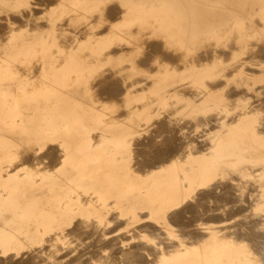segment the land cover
Here are the masks:
<instances>
[{"label": "crops", "instance_id": "crops-1", "mask_svg": "<svg viewBox=\"0 0 264 264\" xmlns=\"http://www.w3.org/2000/svg\"><path fill=\"white\" fill-rule=\"evenodd\" d=\"M13 1L0 0V41H9L12 36L17 35L16 32L27 27H30V29L36 27L38 30L44 25L42 20L34 21L29 18L31 14L27 12L26 0ZM19 14L21 17L18 18ZM4 16H7V19ZM29 35L23 33L20 38L15 36V40H19L20 44L5 49L0 48V169L7 171L11 166L10 170L19 171L28 170L31 167L29 170H33L34 173L39 171L37 175L41 177V180L43 179L42 182L35 180L33 178V176L35 177L34 173L20 178V183H25L32 189L36 188L35 192L28 194L29 197L25 200L22 199L26 202L23 210L20 211L22 217H25V213L29 215L31 212L40 210L41 214L36 215V217L44 215L55 219L60 216L68 217L67 224L62 228L53 230L57 234L76 232L74 231L75 226L78 225L81 229V222L83 221L93 222L96 227L98 225L103 230H101L102 232L106 230L104 232L106 234L133 233L136 232L134 230H138L139 220H149L148 222L152 221L151 224L155 223V205L156 201L159 200L156 197L157 193L168 195L166 200L165 198L161 199L169 202L168 206L162 209L163 215L161 216L166 217L167 210L171 208L172 202L191 200L197 190L207 184L206 180H210L212 174L218 177L221 176L219 170L248 168L246 165L251 163L248 161L249 157L260 158L264 156V124L261 122L264 115V35L263 37L259 35L258 41L255 40L254 43H250L249 39H245L244 43H239V46H242L240 49L236 47V44H233L232 47H226L227 51H220L222 55L218 56L219 59L212 60L211 58L212 61L207 59L210 58L208 57V51H200L206 55V57H200L196 49V53L194 52L189 56L190 58L194 56V59L187 62L188 68L179 74H166L159 87H156L154 74L147 77L134 71L131 74L128 72L123 73L121 72L122 69L116 67L121 64L120 61L112 59V56L114 57L113 51L102 48L97 49L92 45L82 50L70 51L71 53L69 52L67 55L69 59L67 65L61 67L59 63L61 58H65V55H60L59 35H50L53 38L50 41L55 40L57 45L53 44L52 48L39 43L45 40L44 36L48 38V35L43 33H36L35 37ZM27 42L32 44L27 45ZM234 46L236 51L231 49ZM252 47L255 50H252ZM52 52L56 53L53 54ZM247 52L248 55L245 54ZM211 57L213 56L211 55ZM205 60L211 61L212 66L215 64L211 72H199L200 70L193 65V63L201 65V62L203 63ZM256 61L259 65L255 64ZM257 67L258 69H256ZM113 69L120 71V73H107V70ZM98 75H102L104 79ZM113 77L119 79L116 81ZM136 77L138 78L137 81ZM218 79H220L219 82ZM122 84L124 85L122 86ZM260 91L263 93H260ZM99 92L101 95H99ZM228 96L229 98H227ZM100 104H104V107ZM105 105L109 106L106 107ZM113 105H116V107L114 108ZM238 120L241 128L237 130L229 128L228 124L238 122ZM159 122L165 123L167 131L157 137L152 147L141 145L140 140L142 138L156 137L153 131H155ZM225 122L228 124H225ZM171 124L174 126H176L175 124L183 125L190 128V130L184 133L182 130L171 129ZM207 125L208 127H206ZM141 127H144L145 131L140 130ZM185 134H187L186 137ZM176 135H181L179 138L184 139V142L187 141L185 140L187 137L190 139L194 137V142L198 143L196 144L197 148L196 146L192 147L190 144L192 140L187 141L175 154L167 152L164 157L165 161L162 162L164 165L168 164L165 170L188 171L190 169L189 171H192L182 175L185 177L186 184L184 183L185 186L180 191L173 189L175 174L173 176H171V173L156 175L154 172H150L155 169V165L158 163L154 157L156 148H166L167 141ZM161 137L165 139L162 142L163 144H159L158 141ZM136 138L137 140H135ZM251 139L257 140L252 141ZM132 145H135L136 148ZM212 150L214 151L213 155H209ZM141 152H143L142 155ZM178 153L185 156V158L177 160L174 156ZM187 155L188 157H186ZM22 156L23 159H21ZM19 157H21V161ZM130 167L134 168L131 169ZM178 178L180 177L178 176ZM201 191L202 189L199 190V193H203ZM177 193H180L183 197H172L173 194ZM78 195L84 197L83 202L76 199ZM71 199H74V201L69 204ZM86 200L89 205L86 204ZM64 201L67 204L61 205V202ZM42 206L44 208H40ZM145 214L148 216L147 218L144 217ZM31 215L33 214L31 213ZM118 219L120 222H118ZM111 230L112 232L114 230V232L112 233Z\"/></svg>", "mask_w": 264, "mask_h": 264}, {"label": "rangeland", "instance_id": "rangeland-1", "mask_svg": "<svg viewBox=\"0 0 264 264\" xmlns=\"http://www.w3.org/2000/svg\"><path fill=\"white\" fill-rule=\"evenodd\" d=\"M36 1H37V3L38 2H40V3L37 4V3H35ZM51 1L52 2H50V0H44V1L43 0H40V1L39 0H28V1L26 0V3L28 5L27 6V12L29 10L30 12H28V13L31 14V17H29V18H31V20H34V21L35 20H39V21L42 20L44 22V25H43L44 28L42 27V29L39 28L38 30L35 28L36 29L35 30L34 28L30 29L29 27H27L28 30H27V28L22 29L21 31L16 32L17 35L12 36V39H10L9 41H7V40L5 42L0 41V43L2 44V46H0V48L1 47L6 48L7 46L11 47V46H15V45L20 44L19 40L18 41L15 40V38H16L15 36L20 38L21 34H23V33L30 34L29 36L34 35V37H35L36 33H43L45 35H48L49 36L48 38H45V40H43L39 43L44 44V45H48L49 46L48 48H52L53 44L56 45V41L55 40L50 41L51 39H53L50 37V35L56 34V35L60 36V34H61L62 38L60 37V43H59L60 55L65 54V58L63 57V60L61 58V62H60L61 67L63 65H67V62L69 61L67 55L70 51L72 52L74 50H82V49L87 48L88 46L92 45L93 47L95 46L97 49L102 48V49H107L108 51L112 50L113 55H114V57H112V59L120 61L119 63H121V64L118 65L117 67L118 68L122 67L123 69L121 68L122 69L121 72H123V73L128 72L130 74L134 71V72H139L140 75H145V76H151L152 74H154L156 87H159L162 84L163 79H164L166 74L167 75L179 74L180 72H182L183 70L188 68L187 62L190 60H193V58H190L189 56L194 54L195 49H197L198 52H199V50L200 51H206V52L207 51H213V53H212V56H213L212 60H213L216 57H218V52H220V50L221 51H224V50L227 51L226 47H229V46L232 47L233 44H237L236 47L241 48L239 46V43H241V44L244 43L246 41L245 39H249V42L254 43L255 40L258 41L259 35H264L263 34L264 33V13H263L264 12V0H261V1H257V0H113V1L112 0H51ZM45 2H46V4H45ZM47 4H49V6ZM115 5H116V7H115ZM53 6H55V7H53ZM192 6H193V8H192ZM31 7H33V8H31ZM225 7H227V8H225ZM218 9H219V11H218ZM107 10H108V12H107ZM250 10L252 13L250 12ZM95 11H96V13H94ZM191 11H192V13H191ZM215 11H216V13H215ZM217 11H218V13H217ZM244 13H246V14H244ZM70 14H72V15H70ZM92 14H93V16H91ZM97 14H100V15H97ZM201 14H203L204 16ZM205 14H206V18H205ZM38 15H40V17ZM67 15L69 18L66 17ZM92 18H93V20H91ZM204 19H206V20H204ZM83 20H84V22H83ZM209 20L211 22H209ZM224 20L228 23L224 22ZM149 21H151V22H149ZM63 22L68 23L67 26H66V24H63ZM76 22H77V24H76ZM217 22H218V24H217ZM222 23H225V24H222ZM108 24H110L111 26H108ZM119 24H121V25H119ZM123 25H124V27H123ZM127 25H129V26H127ZM223 25H225V26H223ZM92 26H94V27H92ZM147 27L150 29V31ZM78 28L80 29V31ZM115 28H116V30H115ZM124 28H126V29H124ZM95 29L96 30L98 29V30L96 31ZM128 29H130L132 31V33ZM211 29L212 30L214 29V31H212ZM232 29L234 30L235 35L233 34ZM71 30H72V32H71ZM93 30H95V31L92 33ZM207 30H209V32ZM112 31H113V33H112ZM140 31H142V32H140ZM258 31H260V32H258ZM84 32H85V34H84ZM71 33H73V34H71ZM208 35H210V36H208ZM120 36H121V38H120ZM214 36H215V38H214ZM97 37H99V38H97ZM155 37H157L158 39ZM199 37H201V38L203 37V38L200 39ZM211 37L214 39H212ZM231 38H232V40H231ZM64 39H65V41H63ZM68 40L70 42H68ZM199 41L200 42L202 41V43H200ZM209 41H210V43H209ZM61 42H63V43H61ZM153 42H155V43L161 42V45L163 47L162 48L163 52L157 54L154 57V59H152V61L149 63V65L143 66L140 63V60H142L145 57L144 55H146V52L148 51V45L153 43ZM229 42H230V44H228ZM26 44L30 45L32 43L27 42ZM33 44H35V42H33ZM115 44L117 45L116 48H115ZM170 44L171 45L173 44L172 45L173 47ZM225 44H227V45H225ZM220 45H221V47H220ZM112 46H114V47H112ZM125 46H127L129 49L126 48ZM200 46L202 47L201 49H200ZM133 47H135V48H133ZM117 48H119V49H117ZM175 48H176V50H174ZM140 49H141L142 53H141ZM231 49H232V51H236L235 46ZM127 50H129V51H127ZM183 50H185V51H183ZM252 50H254V47H252ZM165 55H174V58H173L174 60L170 61V60L166 59ZM187 56H188V58H186ZM119 57H122V58H119ZM208 57H211V55L210 56L208 55ZM109 60H111V58H109ZM211 61L205 60L204 63L201 62V65H196L194 63H193V65H195V67L198 68V70H200L199 72H203V73H205L207 71L211 72L212 68L215 66V64L212 66ZM153 64H156V65L153 66ZM152 67H155V71ZM174 68H175V71H174ZM176 68H178V69H176ZM139 69H140V71H139ZM145 69H149V72L145 71ZM107 72L120 73V71L118 72L115 69L107 70ZM116 80H118V79H116ZM262 117L264 119V115ZM239 123L240 122L238 120V122H232V123L228 124V126H229V128L237 130V129L241 128ZM262 123H264V121H262ZM175 125L177 126V124H175ZM172 128L173 129L177 128L178 130L183 129L182 131L185 133L189 132L188 128L184 127L183 125L179 126V124L177 127L172 126ZM140 130H144V127H141ZM197 139L200 140L199 138H197ZM163 140H165L164 137L159 138L158 139L159 144L162 143ZM187 140L188 141L192 140V142H190V144L193 147L196 146V144H198L197 142H194L195 139L188 138ZM252 140H257V139H252ZM248 148H249V146H248ZM184 151H186V150L184 149ZM213 152L214 151L212 150V152L209 155H213ZM182 156H183L182 154L178 153L174 157H176L177 160H181L179 158H181ZM182 158H185V156H183ZM248 161H250L251 163L246 165V167H248L247 170L246 169H242L239 171L238 170H232L231 171L230 169L229 170H223V171H220L221 176H218V177H216L215 174H212L211 179L206 180L207 184L204 186L205 188L204 187L199 188V189H202L201 192H203L204 194L199 193L198 192L199 190H197L198 193L196 192V194H195L196 196L193 195L191 197V200L172 202L171 208H169L167 210V216L169 214L171 215L174 212L180 211V209L182 210V208H184L183 209V210H185L184 215L180 218L179 221H177L175 218L170 220L169 216L168 217L167 216L166 217L161 216V215H163L162 209L167 207L168 203H169V202L163 201L161 199L167 198L168 195L157 193L156 197L159 200L156 201V205H155V210H156V212H155V223L151 224L152 221L148 222L149 220H139V222L142 225L139 224L138 228L139 227L140 228L138 230L137 229L135 230L136 233L124 234V233L120 232V233H114V234H106L102 231H99L102 229L99 228L98 226L96 227L93 222L88 223L87 221H83V222H81V225L83 226L81 229H83L82 232L84 233L83 237H81L80 234L77 232H72V234H71V232L70 233H61V234H57L54 232L55 229L62 228V226L67 224L69 219L66 216H60L58 219L51 218L50 216L47 217V215L36 217V215L41 214V210H40V211L31 212L33 215H31V213L29 215L27 213H25L26 214L25 217H22L21 216L22 212H20V211H21V209L23 210V206L26 205V202L24 200L27 197H29V195H28L29 193L31 194V193L35 192L36 188L32 189V187L26 185L25 183H20L21 182L20 178L25 177L24 175H31V173H34V171L23 169V170H19V171L7 170L5 172L4 170L0 169V252H1L0 258L2 259V261L0 260V262L9 261V257H14V259L12 261L15 262L14 261L15 259L18 260V259L24 258V254H27L30 252L29 254H33L35 256L37 255V257L35 258V261L37 264L38 263L40 264V262H42L41 264H65V263L66 264H74L75 262H76L75 264H85V261L87 263L88 260H89V262L87 264H89V263L90 264H107V262H108V264H112V263L123 264L124 262L131 263V264H136V263L142 264V262L140 260L141 256H143V258L145 259V261H146L145 264H169V263H176L179 261L187 262L190 264H194V263L195 264H198V263L201 264L203 261V258L200 255L201 248L203 246L209 245L207 236L209 234H211L213 237V243L210 244L209 247L208 246L205 247V249L208 251V253L210 255H212L214 252H218V253H220V255L223 258L226 257L227 260L231 264H233V263L243 264V263H246V262L251 261V260L253 262H258L259 264H264V259H263L264 258V254H263L264 253V245H263L264 244V208L261 209V207H264V187H263L264 186V169H262L264 166V156L261 158L249 157ZM167 166H168V164H165V166H164V163L158 162L155 166V169H152L150 172H154L156 175L171 173V176H173L175 174L176 178H175V184H174L173 189L180 191V188L181 189H182V187L184 188V186H185L184 183L186 184V180H184L183 177H181V176L186 172L190 173L192 171L164 170L165 167H167ZM204 172H208V171H204ZM209 172H211V171H209ZM236 173H238V174H236ZM34 175H35V177L33 175L32 176L35 178V180H37V181L43 180V179L41 180L40 179L41 177L36 175L35 173H34ZM178 175L180 178H178ZM238 176H239V178H238ZM15 177H17V178L15 179ZM172 181L174 183V180H172ZM200 181H201V179L199 180V183H200ZM216 181L218 183H216ZM225 181L226 182L230 181V182L226 183ZM239 185H241V186H239ZM206 186H207V189H206ZM247 186L249 187V189H247L248 188ZM224 187H225V189H223ZM222 191H223V193H221ZM227 191H229L233 194L228 196ZM241 191H242V193H241ZM250 192H252V193H250ZM209 193H211V194H209ZM244 193H245V195H244ZM241 194H242V196H240ZM257 195H260V196H258V198H257ZM214 196H216V197H214ZM172 197L182 198L183 196L180 193H177V194H173ZM230 197H231L232 201L230 200ZM81 198H82L81 195H78L76 197V199L78 201L82 202L83 198L82 199ZM22 199H24V200H22ZM254 199H256V201ZM239 200H240V202H239ZM73 201L74 200L71 199L69 201V204L73 203ZM241 202H242V204H241ZM64 203L67 204V202L64 201L63 203L61 202V205ZM213 203H214V205H213ZM227 203H228V206H227ZM260 203H262V204H260ZM209 204H210V207H209ZM188 206H192L194 209H192V210L188 209ZM218 206L220 208H218ZM233 206L236 208H234ZM40 208H44V206H42ZM245 208H247V210ZM227 209H230V210H227ZM225 210H227V212ZM223 211H224V213L222 214L223 215L222 216L221 213ZM245 211H246V213H245ZM219 212H221V213H219ZM211 213L214 216H211ZM230 213L233 215V217ZM225 214H226V216H225ZM205 215H208L209 218ZM251 215H253V216H251ZM186 217H188L189 219ZM198 219H199V221H198ZM221 219H223V220H221ZM244 219H246L247 221ZM254 219H256V220H254ZM181 221H183V222L181 223ZM250 221L253 223L251 224ZM257 221H258V224L260 223V225L257 224ZM53 222H54V226L57 225L56 227L53 226ZM237 222H239V223H237ZM83 223H85V225H83ZM169 223H171V224H169ZM243 224L244 225L248 224V225L244 226ZM59 225H60V227H59ZM181 226H183V227H181ZM247 226H249V227H247ZM235 227H237V228H235ZM192 228H194L196 231L193 230ZM204 228L206 230H203ZM190 229L193 230L194 232L191 231ZM239 229L241 231H239ZM120 230H123V229H120ZM84 231H88L90 233L89 234L86 233V235H85ZM179 231H181V235H180ZM256 231L258 234L256 233ZM259 231H260V233H259ZM91 232H92V234H91ZM98 232H99V234L97 235ZM226 232H227V234H225ZM241 233H242V235H241ZM131 234H133V236ZM189 234H190V236H189ZM213 234H214V236H213ZM252 234L253 235L257 234V235H255V237H253ZM260 234H261V236H260ZM125 235H126V237H125ZM128 235H130V236H128ZM137 235H139V236H137ZM141 235H143V236H141ZM191 235H192V238H191ZM262 235H263V238H262ZM40 236H42V237H40ZM219 236H221V237H219ZM88 237L90 238V240ZM186 237H188V239ZM195 237H196V239H195ZM83 238H85V239H83ZM118 238L122 243L118 240ZM244 238L246 239V241ZM258 238L261 240L263 239L262 241L260 240L261 243H260ZM38 239H40L41 241ZM60 240H62V241H60ZM71 240H72V242H71ZM57 241L59 243H57ZM73 241H75V242H73ZM102 241L103 242L105 241L104 245L102 244ZM250 241H251V243H250ZM98 242H99V244H98ZM203 242L204 243L206 242V243L204 244ZM23 243H25V244H23ZM31 243H33V244H31ZM60 243H61V245H60ZM65 243H66V245H65ZM73 243H74V245H73ZM94 243H95V245H89V244H94ZM76 244H78V245H76ZM100 244H101V246H100ZM108 244H109V246H108ZM199 244H200L201 248L199 247ZM237 244H239V245H237ZM240 244H242V246L245 247L246 252L248 251L247 254L250 255V257H249L250 259L243 257L242 247ZM40 245H42V246H40ZM53 245L54 246L58 245L57 247L60 250L57 247H54ZM96 245H97V247L98 246L99 247L98 248L95 247ZM132 246H136V247L138 246V248L135 249V250H138V252L135 251ZM231 246H236L237 249L232 250ZM8 247H10V248H8ZM92 247L93 248L95 247V248L93 249ZM2 248H3V250H2ZM53 248L55 250L56 249L57 250L55 251ZM62 248L63 249L65 248L64 251ZM84 248H85V250H84ZM87 248H89V249H87ZM194 248H195V250H194ZM114 249H115V251L117 249L116 253H114ZM46 250L48 251V253H46L47 252ZM93 250L95 252H93ZM143 250H145V251H143ZM21 251H22V254H21ZM53 251L55 253H57V251L60 253L54 254ZM88 251L90 252L89 253L90 255L87 253ZM97 251H98V253H97ZM178 251L180 252L179 253L180 255L177 254ZM40 252H41V254H40ZM50 252H52L53 254L52 253L50 254ZM61 252H63V253H61ZM71 252H73V253L71 254ZM79 252H80V254H79ZM83 252H86V253H83ZM181 252H183V253H181ZM185 252H188V253H186V255H183ZM64 253H65V255H64ZM67 253H69L70 255ZM118 253H120V254L118 255ZM138 253H139V255H138ZM141 253H143V254H141ZM154 253H155V255H154ZM92 254H94V255H92ZM126 254L128 255L129 258L126 257L127 256ZM16 255L17 256L20 255V256L17 257ZM62 255L64 256L63 258H62ZM129 255L131 256V258ZM7 256H8V258H6ZM76 256H78V257H76ZM80 256H82V257H80ZM87 256H89V257H87ZM38 257H40V258H38ZM59 257H60V260H59ZM70 257H72L73 259L75 257V259H74L75 261L72 258L70 259ZM42 258H43V260H41ZM54 258H56L57 260ZM104 258H105V260H104ZM241 258H243V259H241ZM80 259H81V261H80ZM44 260L45 261L47 260L48 262L45 263ZM111 260H112V262H111ZM142 261L144 262L143 259H142ZM82 262H84V263H82ZM30 264H33V262H30Z\"/></svg>", "mask_w": 264, "mask_h": 264}, {"label": "bare ground", "instance_id": "bare-ground-1", "mask_svg": "<svg viewBox=\"0 0 264 264\" xmlns=\"http://www.w3.org/2000/svg\"><path fill=\"white\" fill-rule=\"evenodd\" d=\"M11 1H13V0H11ZM28 1V0H27ZM40 1V0H39ZM44 1V0H43ZM113 1V0H112ZM111 1V2H112ZM257 1H261V0H257ZM14 2V1H13ZM47 2V1H46ZM46 2H45V4H46ZM50 2H52L51 0H50ZM71 2V1H70ZM82 2V1H81ZM201 2V1H200ZM203 2V1H202ZM234 2V1H233ZM3 3V2H2ZM35 3H37V1L35 2ZM38 3H40V2H38ZM37 3V4H38ZM5 4V3H4ZM7 4V3H6ZM5 4V5H6ZM36 4V5H37ZM44 4V3H43ZM50 4V3H49ZM49 4H47L48 6H49ZM108 4V3H107ZM227 4V3H226ZM233 4V3H232ZM30 5V4H29ZM41 5V4H40ZM46 5V6H47ZM103 5V4H102ZM28 6V5H27ZM108 6V5H107ZM195 6V5H194ZM258 6V5H257ZM53 7H55V6H53ZM57 7V6H56ZM115 7H116V5H115ZM201 7V6H200ZM248 7V6H247ZM251 7V6H250ZM261 7V6H260ZM1 8V7H0ZM4 8V7H3ZM29 8V7H28ZM31 8H33V7H31ZM45 8V7H44ZM105 8V7H104ZM112 8V7H111ZM192 8H193V6H192ZM203 8V7H202ZM222 8V7H221ZM225 8H227V7H225ZM230 8V7H229ZM254 8V7H253ZM262 8V7H261ZM6 9H8V8H6ZM13 9V8H12ZM23 9V8H22ZM42 9V8H41ZM40 9V10H41ZM48 9V8H47ZM197 9V8H196ZM10 10V9H9ZM26 10V9H25ZM32 10V9H31ZM55 10V9H54ZM60 10V9H59ZM105 10V9H104ZM217 10V9H216ZM221 10V9H220ZM262 10V9H261ZM45 11V10H44ZM71 11V10H70ZM196 11V10H195ZM204 11V10H203ZM218 11H219V9H218ZM218 11H217V13H218ZM246 11V10H245ZM5 12V11H4ZM26 12V11H25ZM28 12H30L29 10H28ZM32 12V11H31ZM48 12V11H47ZM68 12V11H67ZM107 12H108V10H107ZM210 12V11H209ZM227 12V11H226ZM250 12H251V10H250ZM260 12V11H259ZM15 13V12H14ZM65 13V12H64ZM94 13H96V11L94 12ZM191 13H192V11H191ZM194 13V12H193ZM196 13V12H195ZM215 13H216V11H215ZM228 13V12H227ZM226 13V14H227ZM240 13V12H239ZM247 13V12H246ZM246 13H244V14H246ZM252 13V12H251ZM264 13V12H263ZM2 14V13H1ZM12 15H13V13H11ZM11 14H9V15H11ZM28 14V13H27ZM49 14V13H48ZM104 14V13H103ZM102 14V15H103ZM200 14V13H199ZM58 15V14H57ZM70 15H72V14H70ZM97 15H100V14H97ZM117 15V14H116ZM201 15H203V14H201ZM13 16H15V15H13ZM18 16V15H17ZM29 16V15H28ZM31 16V15H30ZM39 17H40V15H38ZM91 16H93V14L91 15ZM110 16V15H109ZM118 16V15H117ZM204 16V15H203ZM208 16V15H207ZM218 16V15H217ZM244 16V15H243ZM258 16V15H257ZM2 17V16H1ZM5 17V16H4ZM19 17H21L20 16V14H19V16H18V18ZM35 17V16H34ZM66 17H68V15L66 16ZM112 17V16H111ZM16 18V17H15ZM42 18V17H41ZM48 18V17H47ZM69 18V17H68ZM67 18V19H68ZM81 18V17H80ZM91 18V17H90ZM89 18V19H90ZM95 18V17H94ZM200 18V17H199ZM205 18H206V14H205ZM255 18V17H254ZM5 19H7V16L5 17ZM14 19V18H13ZM33 19V18H32ZM38 19V18H37ZM104 19V18H103ZM230 19V18H229ZM245 19V18H244ZM47 20V19H46ZM45 20V21H46ZM53 20V19H52ZM61 20V19H60ZM65 20V19H64ZM69 20V19H68ZM88 20V19H87ZM91 20H93V18L91 19ZM200 20V19H199ZM204 20H206V19H204ZM211 20V19H210ZM209 20V22H211ZM216 20V19H215ZM214 20V21H215ZM232 20V19H231ZM2 21V20H1ZM5 21V20H4ZM15 21V20H14ZM26 21V20H25ZM41 21V20H40ZM48 21V20H47ZM217 21V20H216ZM252 21V20H251ZM3 22V21H2ZM30 22V21H29ZM62 22V21H61ZM60 22V23H61ZM69 22V21H68ZM83 22H84V20H83ZM82 22V23H83ZM105 22V21H104ZM111 22V21H110ZM131 22V21H130ZM149 22H151V21H149ZM224 22H226L225 20H224ZM6 23H7V21H6ZM35 23V22H34ZM41 23V22H40ZM39 23V24H40ZM44 23V22H43ZM46 23V22H45ZM120 23V22H119ZM226 23H228V22H226ZM254 23V22H253ZM8 24V23H7ZM17 24V23H16ZM32 24V23H31ZM63 24H66V26H67V24L68 23H64L63 22ZM62 24V25H63ZM73 24V23H72ZM76 24H77V22H76ZM75 24V25H76ZM131 24V23H130ZM217 24H218V22H217ZM220 24V23H219ZM222 24H225V23H222ZM15 25V24H14ZM24 25H26V24H24ZM38 25V24H37ZM46 25V24H45ZM74 25V24H73ZM88 25V24H87ZM93 25V24H92ZM118 25V24H117ZM119 25H121V24H119ZM206 25V24H205ZM215 25V24H214ZM228 25V24H227ZM236 25V24H235ZM255 25V24H254ZM259 25V24H258ZM257 25V26H258ZM1 26V25H0ZM32 26H35V25H32ZM58 26V25H57ZM56 26V27H57ZM108 26H111L110 24H108ZM116 26V25H115ZM127 26H129V25H127ZM133 26V25H132ZM139 26V25H138ZM155 26V25H154ZM202 26V25H201ZM219 26V25H218ZM217 26V27H218ZM223 26H225V25H223ZM237 26V25H236ZM235 26V27H236ZM9 27V26H8ZM21 27V26H20ZM19 27V28H20ZM39 27V26H38ZM47 27V26H46ZM61 27V26H60ZM70 27V26H69ZM77 27V26H76ZM75 27V28H76ZM92 27H94V26H92ZM123 27H124V25H123ZM216 27V26H215ZM240 27V26H239ZM10 28V27H9ZM30 28V27H29ZM36 28V27H35ZM42 28V27H41ZM44 28V27H43ZM50 28V27H49ZM73 28V27H72ZM128 28V27H127ZM133 28V27H132ZM142 28V27H141ZM148 28V27H147ZM232 28V27H231ZM263 28V27H262ZM4 29V28H3ZM39 29V28H38ZM70 29V28H69ZM74 29V28H73ZM72 29V30H73ZM79 29V28H78ZM83 29V28H82ZM91 29V28H90ZM124 29H126V28H124ZM149 29V28H148ZM207 29V28H206ZM205 29V30H206ZM210 29V28H209ZM234 29V28H233ZM232 29V30H233ZM248 29V28H247ZM252 29V28H251ZM256 29V28H255ZM2 30V29H1ZM11 30V29H10ZM19 30V29H18ZM27 30H28V28H27ZM36 30V29H35ZM68 30V29H67ZM72 30H71V32H72ZM96 30V29H95ZM95 30H93L92 31V33L95 31ZM98 30V29H97ZM96 30V31H97ZM114 30V29H113ZM115 30H116V28H115ZM119 30V29H118ZM128 30H130V29H128ZM145 30V29H144ZM200 30V29H199ZM212 30V29H211ZM216 30V29H215ZM219 30V29H218ZM221 30V29H220ZM223 30V29H222ZM7 31V30H6ZM33 31V30H32ZM79 31H80V29H79ZM101 31V30H100ZM131 31V30H130ZM143 31V30H142ZM142 31H140V32H142ZM149 31H150V29H149ZM208 32H209V30H207ZM212 31H214V29L212 30ZM238 31V30H237ZM8 32V31H7ZM15 32V31H14ZM111 32V31H110ZM126 32V31H125ZM139 32V33H140ZM148 32V31H147ZM211 32V31H210ZM228 32V31H227ZM253 32V31H252ZM251 32V33H252ZM258 32H260V31H258ZM62 33V32H61ZM78 33V32H77ZM99 33V32H98ZM112 33H113V31H112ZM115 33V32H114ZM128 33V32H127ZM131 33H132V31H131ZM151 33V32H150ZM213 33V32H212ZM215 33V32H214ZM243 33V32H242ZM66 34V33H65ZM71 34H73V33H71ZM83 34V33H82ZM84 34H85V32H84ZM83 34V35H84ZM91 34V33H90ZM144 34V33H143ZM142 34V35H143ZM233 34H234V30H233ZM255 34V33H254ZM260 34V33H259ZM264 34V33H263ZM69 35V34H68ZM80 35V34H79ZM94 35V34H93ZM98 35V34H97ZM152 35V34H151ZM229 35V34H228ZM235 35V34H234ZM66 36V35H65ZM75 36V35H74ZM112 36V35H111ZM133 36V35H132ZM160 36V35H159ZM208 36H210V35H208ZM262 37H263V35H261ZM4 37H6V36H4ZM8 37V36H7ZM59 37H61V34H60V36ZM68 37V36H67ZM82 37V36H81ZM84 37V36H83ZM86 37V36H85ZM96 37V36H95ZM123 37V36H122ZM128 37V36H127ZM130 37V36H129ZM154 37V36H153ZM152 37V38H153ZM235 37V36H234ZM245 37V36H244ZM31 38V37H30ZM62 38V37H61ZM70 38V37H69ZM94 38V37H93ZM97 38H99V37H97ZM120 38H121V36H120ZM155 38H157V37H155ZM154 38V39H155ZM200 39H202L201 37H199ZM207 38V37H206ZM212 38V37H211ZM214 38H215V36H214ZM214 38H212V39H214ZM226 38V37H225ZM6 39V38H5ZM8 39V38H7ZM44 39H45V36H44ZM71 39V38H70ZM158 39V38H157ZM32 40V39H31ZM76 40V39H75ZM80 40V39H79ZM136 40V39H135ZM140 40V39H139ZM198 40V39H197ZM221 40V39H220ZM231 40H232V38H231ZM230 40V41H231ZM236 40V39H235ZM63 41H65V39L63 40ZM5 42V41H4ZM60 42V41H59ZM68 42H70L69 40H68ZM116 42V41H115ZM124 42V41H123ZM142 42V41H141ZM198 42V41H197ZM200 42V41H199ZM219 42V41H218ZM261 42H263V41H261ZM260 42V43H261ZM3 43V42H2ZM61 43H63V42H61ZM113 43V42H112ZM117 43V42H116ZM125 43V42H124ZM134 43V42H133ZM136 43V42H135ZM200 43H202V41L200 42ZM209 43H210V41H209ZM227 43V42H226ZM251 43V42H250ZM259 43V44H260ZM1 44V43H0ZM6 44V43H5ZM58 44V43H57ZM65 44V43H64ZM67 44V43H66ZM129 44V43H128ZM127 44V45H128ZM208 44V43H207ZM222 44V43H221ZM228 44H230V42L228 43ZM8 45V44H7ZM72 45V44H71ZM78 45V44H77ZM131 45V44H130ZM133 45V44H132ZM137 45V44H136ZM171 45V44H170ZM173 45V44H172ZM171 45V46H172ZM209 45V44H208ZM225 45H227V44H225ZM237 45V44H236ZM249 45V44H248ZM0 46H2V44L0 45ZM57 46V45H56ZM66 46V45H65ZM64 46V47H65ZM8 47V46H7ZM68 47V46H67ZM112 47H114V46H112ZM117 47V45L115 44V48ZM126 48H128L127 46H125ZM168 47V46H167ZM173 47V46H172ZM171 47V48H172ZM199 47V46H198ZM220 47H221V45H220ZM242 47V46H241ZM57 48V47H56ZM123 48V47H122ZM121 48V49H122ZM125 48V49H126ZM133 48H135V47H133ZM163 47H162V45H161V42L160 43H155V42H153V43H151V44H149L148 45V51L146 52V55H144L143 57V59L142 60H140V63H141V65H143V66H147V65H149V63L152 61V59H154V57L157 55V54H159V53H161V52H163L162 49ZM202 47L200 46V49H201ZM219 48V47H218ZM2 49H5V48H2ZM114 49V48H113ZM117 49H119V48H117ZM129 49V48H128ZM169 49V48H168ZM195 49V48H194ZM240 49V48H239ZM250 49V48H249ZM248 49V50H249ZM73 50V49H72ZM174 50H176V48L174 49ZM196 50V49H195ZM203 50V49H202ZM206 50V49H205ZM234 50V49H233ZM255 50V49H254ZM3 51V50H2ZM88 51V50H87ZM110 51H112V50H110ZM127 51H129V50H127ZM131 51V50H130ZM140 51H141V49H140ZM173 51V50H172ZM183 51H185V50H183ZM221 51V50H220ZM224 51H226V50H224ZM250 51V50H249ZM259 51V50H258ZM57 52V51H56ZM55 52V53H56ZM177 52V51H176ZM198 52V51H197ZM231 52V51H230ZM240 52V51H239ZM251 52H252V50H251ZM53 53V52H52ZM51 53V54H52ZM55 53H53V54H55ZM71 53V52H70ZM141 53H142V51H141ZM196 53V52H195ZM206 53V52H205ZM212 53H213V51H208V54H209V56L210 55H212ZM216 53V52H215ZM233 53V52H232ZM236 53V52H235ZM250 53V52H249ZM253 53V52H252ZM110 54H111V52H110ZM129 54V53H128ZM164 54V53H163ZM183 54V53H182ZM192 54V53H191ZM244 54V53H243ZM245 54H247L248 55V52L247 53H245ZM62 55V54H61ZM65 55V54H64ZM88 55V54H87ZM96 55V54H95ZM94 55V56H95ZM199 55H200V57H206V55H204V52H200V50H199ZM219 55H222V53L221 52H218V56ZM246 55V56H247ZM41 56V55H40ZM124 56V55H123ZM197 56V55H196ZM226 56V55H225ZM245 56V57H246ZM254 56H256V55H254ZM84 57H85V55H84ZM90 57V56H89ZM113 57V56H112ZM126 57V56H125ZM124 57V58H125ZM165 57H166V59H168V60H170V61H173L174 59V55H165ZM194 57V56H193ZM192 57V58H193ZM228 57V56H227ZM243 57V56H242ZM244 57V58H245ZM67 58V57H66ZM82 58V57H81ZM119 58H122V57H119ZM186 58H188V57H186ZM211 58L212 57H210V58H207V59H210L211 60ZM216 58H218V57H216ZM229 58H230V56H229ZM235 58H237L236 56H235ZM255 58V57H254ZM253 58V59H254ZM33 59V58H32ZM92 59V58H91ZM95 59V58H94ZM98 59H100V58H98ZM104 60L106 59V58H103ZM159 59V58H158ZM162 59V58H161ZM194 59V58H193ZM199 59V58H198ZM205 59V58H204ZM257 59V58H256ZM26 60V59H25ZM62 60H63V58H62ZM101 60H102V58H101ZM160 60V59H159ZM190 60V59H189ZM240 60H241V58H240ZM27 61V60H26ZM99 61V60H98ZM103 61V60H102ZM132 61V60H131ZM154 61V60H153ZM161 61V60H160ZM188 61V60H187ZM192 61V60H191ZM237 61V60H236ZM253 61V60H252ZM19 62V61H18ZM39 62V61H38ZM37 62V63H38ZM257 62V61H256ZM43 63V62H42ZM86 63V62H85ZM114 63H116V62H114ZM133 63V62H132ZM173 63V62H172ZM204 63V62H203ZM242 63V62H241ZM249 63V62H248ZM252 63V62H251ZM12 64V63H11ZM41 64V63H40ZM55 64V63H54ZM60 64V63H59ZM110 64V63H109ZM113 64V63H112ZM152 64V63H151ZM159 64V63H158ZM169 64V63H168ZM182 64V63H181ZM191 64V63H190ZM231 64V63H230ZM239 64V63H238ZM254 64V63H253ZM255 64H257V65H259L258 64V62L257 63H255ZM114 65V64H113ZM120 65V64H119ZM126 65V64H125ZM128 65V64H127ZM154 65H156V64H153V66ZM234 65V64H233ZM15 66H16V64H15ZM53 66V65H52ZM59 66V65H58ZM97 66V65H96ZM112 66V65H111ZM122 66V65H121ZM131 66V65H130ZM187 66V65H186ZM195 66V65H194ZM238 66V65H237ZM236 66V67H237ZM241 66V65H240ZM244 66V65H243ZM253 66V65H252ZM39 68H40V66H38ZM113 67V66H112ZM117 67V66H116ZM136 67V66H135ZM140 67V66H139ZM156 67V66H155ZM155 67H152L153 69H154V71H155ZM250 67V66H249ZM52 68V67H51ZM122 68V67H121ZM120 68V69H121ZM141 68V67H140ZM246 68V67H245ZM263 68V67H262ZM1 69V68H0ZM13 69V68H12ZM21 69V68H20ZM29 69H30V67H29ZM109 69H111V68H109ZM116 69H118V68H116ZM123 69V68H122ZM138 69V68H137ZM176 69H178V68H176ZM230 69V68H229ZM255 69V68H254ZM256 69H258V67L256 68ZM68 71H69V69H68ZM139 71H140V69H139ZM145 71H148L149 72V69H145ZM174 71H175V68H174ZM227 71H228V69H227ZM263 71H264V69H263ZM12 72V71H11ZM29 72V71H28ZM37 72V71H36ZM98 73L100 72V71H97ZM102 72V71H101ZM119 72V71H118ZM151 72V71H150ZM178 72V71H177ZM244 72V71H243ZM10 73V72H9ZM13 73H15V72H13ZM17 73V72H16ZM71 73V72H70ZM88 73V72H87ZM107 73H109V72H107ZM116 74H117V72H115ZM170 73V72H169ZM252 73V72H251ZM86 74V73H85ZM101 74V73H100ZM110 74V73H109ZM108 74V75H109ZM131 74V73H130ZM151 74V73H150ZM163 74V73H162ZM227 74V73H226ZM253 74V73H252ZM14 75V74H13ZM68 75V74H67ZM94 75V74H93ZM103 75V74H102ZM102 75H98V76H101L103 79H104V77L102 76ZM115 75V74H114ZM129 75V74H128ZM127 75V76H128ZM43 76V75H42ZM53 76V75H52ZM70 76V75H69ZM96 76V75H95ZM111 76V75H110ZM110 76H108V77H110ZM126 76V77H127ZM129 76H131V75H129ZM145 76V75H144ZM17 77V76H16ZM125 77V76H124ZM139 77V76H138ZM147 77H149V76H147ZM160 77V76H159ZM222 77H223V75H222ZM225 77H226V75H225ZM253 77V76H252ZM38 78V77H37ZM69 78V77H68ZM95 78V77H94ZM105 78H106V76H105ZM137 78V77H136ZM140 78H141V76H140ZM18 79V78H17ZM39 79V78H38ZM92 79V78H91ZM90 79V80H91ZM103 79H102V81H103ZM113 79H114V77H113ZM119 79V78H118ZM121 79V78H120ZM125 79V78H124ZM129 79V78H128ZM226 79H229V78H226ZM20 80V79H19ZM89 80V81H90ZM114 80H116V79H114ZM122 80V79H121ZM127 80V79H126ZM134 80V79H133ZM138 80V78L136 79V81ZM142 80V79H141ZM145 80V79H144ZM143 80V81H144ZM217 80V79H216ZM65 81V80H64ZM88 81V82H89ZM117 81V80H116ZM123 81V80H122ZM121 81V82H122ZM131 81V80H130ZM150 81H153V80H150ZM211 81V80H210ZM209 81V82H210ZM213 81V80H212ZM220 81V79H218V82ZM222 81H224L223 79H222ZM23 82V81H22ZM53 82V81H52ZM68 82V81H67ZM101 82V81H100ZM134 82V81H133ZM139 82V81H138ZM216 82V81H215ZM236 82H238L237 80H236ZM240 82V81H239ZM242 83H243V81H241ZM30 83V82H29ZM65 83V82H64ZM91 83V82H90ZM107 83H109V82H107ZM125 83V82H124ZM126 83H127V81H126ZM129 83V82H128ZM46 84V83H45ZM54 84V83H53ZM105 84H106V82H105ZM117 84V83H116ZM134 84V83H133ZM146 84V83H145ZM213 84V83H212ZM215 84V83H214ZM32 85V84H31ZM37 85V84H36ZM112 85V84H111ZM119 85V84H118ZM121 85V84H120ZM124 84H122V86H123ZM234 85V84H233ZM243 85V84H242ZM248 85V84H247ZM250 86H251V84H249ZM6 86H7V84H6ZM48 86V85H47ZM131 86H133V85H131ZM42 87V86H41ZM118 87H120V86H118ZM146 87H147V85H146ZM242 87V86H241ZM244 87V86H243ZM242 87V88H243ZM15 88V87H14ZM16 88H17V86H16ZM23 88V87H22ZM43 88V87H42ZM53 88V87H52ZM66 88V87H65ZM103 88V87H102ZM110 88V87H109ZM150 88V87H149ZM186 88H188V87H186ZM191 88V87H190ZM238 88V87H237ZM260 88H262V87H260ZM30 89V88H29ZM45 89V88H44ZM50 89V88H49ZM104 89V88H103ZM201 89V88H200ZM206 89V88H205ZM230 89V88H229ZM247 89V88H246ZM3 90V89H2ZM111 90V89H110ZM124 90V89H123ZM228 90V89H227ZM251 90H253V89H251ZM1 91V90H0ZM42 91V90H41ZM105 91V90H104ZM120 91V90H119ZM181 91V90H180ZM198 91V90H197ZM240 91H241V89H240ZM255 91H257V89H255ZM103 92V91H102ZM117 92H118V90H117ZM127 92V91H126ZM129 92V91H128ZM136 92V91H135ZM199 92V91H198ZM238 92H239V90H238ZM248 92V91H247ZM251 92V91H250ZM253 92V91H252ZM23 93V92H22ZM92 93V92H91ZM104 93V92H103ZM112 93V92H111ZM123 93V92H122ZM131 93V92H130ZM200 93V92H199ZM207 93V92H206ZM241 93H242V91H241ZM259 93V92H258ZM260 93H263L262 91H260ZM106 94V93H105ZM110 94V93H109ZM201 94H203V93H201ZM200 94V95H201ZM16 95V94H15ZM23 95V94H22ZM87 95V94H86ZM99 95H101L100 94V92H99ZM103 95V94H102ZM164 95V94H163ZM199 95V94H198ZM205 95V94H204ZM235 95H236V93H235ZM245 95V94H244ZM252 95V94H251ZM255 95V94H254ZM229 96H230V93H229ZM229 96L227 97V98H229ZM262 96V95H261ZM102 97V96H101ZM111 97V96H110ZM109 97V98H110ZM135 97V96H134ZM182 97V96H181ZM247 97V96H246ZM258 97V96H257ZM24 98V97H23ZM22 98V99H23ZM103 98V97H102ZM146 98V97H145ZM192 98V97H191ZM202 98H203V96H202ZM201 98V99H202ZM241 98V97H240ZM262 98V97H261ZM101 99V98H100ZM112 99V98H111ZM111 99H109V100H111ZM124 99V98H123ZM122 99V100H123ZM183 99V98H182ZM249 99V98H248ZM15 100V99H14ZM13 100V101H14ZM106 100V99H105ZM105 100H103V101H105ZM127 100V99H126ZM143 100V99H142ZM193 100V99H192ZM238 100V99H237ZM253 100V99H252ZM260 100V99H259ZM7 101H8V99H7ZM108 101V100H107ZM115 101V100H114ZM147 101V100H146ZM225 101H226V99H225ZM229 101V100H228ZM255 101V100H254ZM11 102V101H10ZM95 102V101H94ZM119 102V101H118ZM231 102V101H230ZM257 103H258V100L256 101ZM6 103V102H5ZM12 103V102H11ZM58 103V102H57ZM120 103V102H119ZM227 103V102H226ZM234 103V102H233ZM139 104H141V103H139ZM239 104V103H238ZM241 104V103H240ZM9 105V104H8ZM131 105H133V104H131ZM100 106H102V107H104V104L103 105H101L100 104ZM106 106V105H105ZM107 106H109V105H107ZM106 106V107H107ZM114 106V108L116 107V105H113ZM145 106V105H144ZM173 106V105H172ZM171 106V107H172ZM231 106V105H230ZM251 106V105H250ZM12 107V106H11ZM219 107H220V105H219ZM218 107V108H219ZM264 107V106H263ZM111 108V107H110ZM121 108V107H120ZM144 108V107H143ZM211 108V107H210ZM235 108V107H234ZM248 108H250V107H248ZM118 109H119V107H118ZM132 109V108H131ZM138 109V108H137ZM172 109V108H171ZM174 109H175V107H174ZM212 109V108H211ZM215 109V108H214ZM251 109V108H250ZM127 110V109H126ZM167 110V109H166ZM170 110V109H169ZM168 110V111H169ZM173 110V109H172ZM176 110V109H175ZM226 110H228V109H226ZM249 110V109H248ZM13 111V110H12ZM18 111H19V109H18ZM128 111V110H127ZM252 111H253V109H252ZM257 111V110H256ZM260 111V110H259ZM258 111V112H259ZM95 112V111H94ZM112 112H114V111H112ZM115 112H116V109H115ZM139 112V111H138ZM214 112V111H213ZM231 112V111H230ZM243 112H245V111H243ZM221 113H222V111H221ZM245 113H247V112H245ZM24 114V113H23ZM28 114V113H27ZM97 114V113H96ZM124 114V113H123ZM131 114V113H130ZM233 114V113H232ZM235 114V113H234ZM238 114V113H237ZM249 114H250V112H249ZM18 115V114H17ZM113 115V114H112ZM115 115V114H114ZM162 115V114H161ZM210 115H211V113H210ZM218 115V114H217ZM238 115H240V114H238ZM262 115V114H261ZM27 116V115H26ZM116 116V115H115ZM235 116H236V114H235ZM243 116V115H242ZM16 117V116H15ZM113 117V116H112ZM164 117V116H163ZM162 117V118H163ZM209 117V116H208ZM225 117V116H224ZM20 118V117H19ZM160 118V117H159ZM169 118V117H168ZM203 118V117H202ZM233 118V117H232ZM263 118V117H262ZM12 119V118H11ZM164 119V118H163ZM162 119V120H163ZM219 119H220V117H219ZM229 119V118H228ZM21 120V119H20ZM48 120V119H47ZM158 121H159V119H157ZM161 120V119H160ZM165 120V119H164ZM221 120V119H220ZM10 121V120H9ZM188 121H190V120H188ZM197 121V120H196ZM215 121V120H214ZM230 121V120H229ZM262 121H264V119H262L261 120V122ZM155 122V121H154ZM206 122H208V121H206ZM169 123V122H168ZM172 123V122H171ZM180 123V122H179ZM186 123V122H185ZM209 123V122H208ZM227 122H225V124H226ZM17 124V123H16ZM106 124V123H105ZM167 124V123H166ZM170 124V123H169ZM195 124V123H194ZM215 124V123H214ZM218 124V123H217ZM228 124V123H227ZM264 124V123H263ZM44 125V124H43ZM104 125V124H103ZM145 125V124H144ZM153 125V124H152ZM172 126H174L173 124H171ZM200 125V124H199ZM142 126V125H141ZM177 126H178V124H177ZM177 126H175V127H177ZM180 126V125H179ZM202 126V125H201ZM42 127V126H41ZM148 127V126H147ZM150 127V126H149ZM170 127V126H169ZM206 127H208V125L206 126ZM212 127V126H211ZM215 127V126H214ZM238 127V126H237ZM180 128V127H179ZM171 129H172V127H171ZM175 129V128H174ZM177 129V128H176ZM175 129V130H176ZM182 129V128H181ZM196 129V128H195ZM219 129V128H218ZM258 129V128H257ZM152 130V129H151ZM169 130V129H168ZM174 130V131H175ZM183 130V129H182ZM187 130V129H186ZM188 130H190V128H188ZM198 130V129H197ZM259 130V129H258ZM145 131V130H144ZM167 131V128H166V125H165V123L164 122H159V123H157V127H156V129H155V131H153V132H155V135H156V137L155 138H148V137H145V138H142L141 140H140V144L141 145H143V146H150V147H152L154 144H155V140L157 139V137L159 136V135H161V134H163V133H165ZM178 131V130H177ZM201 131V130H200ZM207 131V130H206ZM228 131V130H227ZM142 132V131H141ZM150 132V131H149ZM171 132H173V131H171ZM209 132V131H208ZM226 132V131H225ZM11 133V132H10ZM9 133V134H10ZM169 133V132H168ZM167 133V134H168ZM175 133H176V131H175ZM185 133V132H184ZM193 133V132H192ZM191 133V134H192ZM200 133V132H199ZM202 133V132H201ZM205 133V132H204ZM258 133V132H257ZM22 134V133H21ZM129 134V133H128ZM131 134H133V133H131ZM135 134V133H134ZM147 134V133H146ZM181 134V133H180ZM189 134V133H188ZM203 134V133H202ZM127 135V134H126ZM186 135L187 134H185V137H186ZM124 136V135H123ZM137 136V135H136ZM135 136V137H136ZM181 136V135H180ZM180 136H174V137H172V138H170L168 141H167V143L165 144L166 145V148H156V151H155V161L156 162H164L165 161V159H164V157H165V155H167V152H169L170 154H175L176 152H178L183 146H184V143H186L188 140V138L186 139L187 141L186 142H184L181 138H179ZM184 136V135H183ZM189 136V135H188ZM218 136V135H217ZM222 136V135H221ZM105 137H108V136H105ZM153 137V136H152ZM160 137V136H159ZM184 137V138H185ZM197 138H198V136H196ZM213 137V136H212ZM91 138V137H90ZM130 138V137H129ZM208 138V137H207ZM216 138V137H215ZM218 138H220V137H218ZM261 138H262V136H261ZM113 139V138H112ZM192 139H194V137L192 138ZM211 139V138H210ZM221 139V138H220ZM107 140V139H106ZM135 140H137V138L135 139ZM134 140V141H135ZM197 140V139H196ZM218 140V139H217ZM252 140V139H251ZM264 140V139H263ZM110 141V140H109ZM253 141V140H252ZM89 142V141H88ZM91 142V141H90ZM133 142V141H132ZM192 142V141H191ZM199 142V141H198ZM203 142V141H202ZM244 142H245V140H244ZM63 143V142H62ZM189 143V142H188ZM210 143V142H209ZM215 143V142H214ZM59 144V143H58ZM104 144V143H103ZM102 144V145H103ZM127 144V143H126ZM207 144H208V142H207ZM217 144V143H216ZM38 145V144H37ZM93 145V144H92ZM209 145V144H208ZM253 145H254V143H253ZM31 146V145H30ZM48 146H50V145H48ZM53 146H54V144H53ZM115 146V145H114ZM131 146V145H130ZM133 146V145H132ZM160 146V145H159ZM205 146H206V144H205ZM29 147V146H28ZM33 147V146H32ZM36 147V146H35ZM51 147V146H50ZM65 147V146H64ZM122 147V146H121ZM127 147V146H126ZM133 147H135L136 148V146L134 145ZM193 147V146H192ZM212 147V146H211ZM24 148V147H23ZM90 148V147H89ZM91 148H93L92 146H91ZM141 148V147H140ZM154 148V147H153ZM196 148V147H195ZM198 148V147H197ZM0 149H1V147H0ZM26 149V148H25ZM28 149V148H27ZM31 149V148H30ZM47 149H48V147H47ZM131 149V148H130ZM129 149V150H130ZM186 149V148H185ZM206 150H207V148H205ZM91 150V149H90ZM119 150H120V148H119ZM127 150V149H126ZM134 150V149H133ZM146 150V149H145ZM195 150V149H194ZM198 150V149H197ZM28 151V150H27ZM35 151H36V149H35ZM35 151H33V152H35ZM44 151V150H43ZM54 151V150H53ZM128 151V150H127ZM139 151V150H138ZM137 151V152H138ZM190 151V150H189ZM261 151V150H260ZM260 151H259V153H260ZM264 151V150H263ZM14 152V151H13ZM17 152H19V151H17ZM24 152V151H23ZM23 152L21 153V155L23 154ZM30 152H32V151H30ZM55 152V151H54ZM196 152V151H195ZM237 152V151H236ZM15 153V152H14ZM27 153V152H26ZM25 153V154H26ZM38 153V152H37ZM63 153V152H62ZM145 153H146V151H145ZM148 153V152H147ZM193 153V152H192ZM207 153V152H206ZM250 153V152H249ZM29 154V153H28ZM35 154V153H34ZM132 154H133V151H132ZM143 154V152H141V155ZM154 154V153H153ZM188 154V153H187ZM237 154V153H236ZM31 155V154H30ZM38 155H39V153H38ZM43 155V154H42ZM61 155V154H60ZM251 155V154H250ZM18 156V155H17ZM16 156V157H17ZM35 156V155H34ZM33 156V157H34ZM63 156V155H62ZM67 156V155H66ZM89 156V155H88ZM207 156V155H206ZM244 156V155H243ZM258 156V155H257ZM260 156V155H259ZM32 157V158H33ZM38 157V156H37ZM116 157V156H115ZM118 157V156H117ZM126 157V156H125ZM153 157V158H154ZM183 157V156H182ZM181 157V158H182ZM186 157H188V155L186 156ZM261 157H263V156H261ZM260 157V158H261ZM8 158V157H7ZM21 157H19V159H20ZM52 158V157H51ZM94 158V157H93ZM134 158V157H133ZM151 158V157H150ZM179 158V157H178ZM181 158H179V159H181ZM193 158V157H192ZM248 158V157H247ZM15 159V158H14ZM21 159H23V156H22V158ZM21 159H20V161H21ZM35 159H36V157H35ZM119 159V158H118ZM152 159V158H151ZM249 159V158H248ZM263 159V158H262ZM30 160V159H29ZM134 160V159H133ZM258 160V159H257ZM13 161V160H12ZM94 161V160H93ZM154 161V162H155ZM27 162V161H26ZM31 162V161H30ZM39 162V161H38ZM92 162V161H91ZM171 162V161H170ZM180 162V161H179ZM186 162V161H185ZM216 162V161H215ZM222 162V161H221ZM20 163V162H19ZM18 163V164H19ZM176 163H177V161H176ZM225 163H226V161H225ZM11 164V163H10ZM47 164V163H46ZM128 164H130L129 162H128ZM38 165H39V163H38ZM48 165V164H47ZM141 165V164H140ZM151 165V164H150ZM153 165V164H152ZM172 165V164H171ZM121 166V165H120ZM156 166V165H155ZM165 166V165H164ZM243 166H244V164H243ZM255 166V165H254ZM257 166V165H256ZM8 167V166H7ZM10 167V169H11V166H9ZM163 167V166H162ZM208 167V166H207ZM232 167V166H231ZM239 167V166H238ZM13 168V167H12ZM31 168V167H30ZM29 168V169H30ZM44 168H45V166H44ZM131 168V167H130ZM134 168V167H133ZM133 168H131V169H133ZM192 168V167H191ZM230 168V167H229ZM243 168H245V167H243ZM256 168V167H255ZM259 168V167H258ZM7 169V168H6ZM9 169V170H10ZM28 169V170H29ZM166 169V168H165ZM164 169V170H165ZM246 170H247V168H245ZM250 169V168H249ZM261 169V168H260ZM262 169H264V166H263V168ZM8 170V169H7ZM130 170V169H129ZM187 170V169H186ZM190 170V169H189ZM188 170V171H189ZM234 170V169H233ZM241 170V169H240ZM245 170V171H246ZM38 171V170H37ZM222 171V170H221ZM232 171V170H231ZM239 171V170H238ZM2 172V171H1ZM6 172V171H5ZM28 172V171H27ZM39 172V171H38ZM38 172H35L36 173V175L38 174ZM48 172V171H47ZM46 172V173H47ZM67 172V171H66ZM133 172V171H132ZM219 172H220V170H219ZM230 172V171H229ZM23 173V172H22ZM187 173V172H186ZM248 173V172H247ZM2 174V173H1ZM8 174V173H7ZM236 174H238V173H236ZM20 175V174H19ZM23 175V174H22ZM247 175V174H246ZM253 175V174H252ZM261 175V174H260ZM3 176V175H2ZM45 176V175H44ZM79 176V175H78ZM179 176V175H178ZM231 176V175H230ZM20 177V176H19ZM27 177V176H26ZM183 177V176H182ZM4 178V177H3ZM17 177H15V179H16ZM24 178V177H23ZM34 178V177H33ZM53 178V177H52ZM185 177H183V179H184ZM220 178V177H219ZM238 178H239V176H238ZM241 178V177H240ZM14 179V180H15ZM29 180H30V178H28ZM27 179V180H28ZM41 179V178H40ZM182 179V180H183ZM208 179V178H207ZM174 180V179H173ZM179 180V179H178ZM249 180V179H248ZM31 181V180H30ZM33 181H35V180H33ZM231 181V180H230ZM230 181H228V182H230ZM235 181V180H234ZM233 181V182H234ZM242 181V180H241ZM251 181V180H250ZM42 182V181H41ZM226 182V181H225ZM228 182H226V183H228ZM259 182V181H258ZM37 183V182H36ZM179 183V182H178ZM212 183V182H211ZM216 183H218L217 181H216ZM224 183V182H223ZM238 183V182H237ZM215 184V183H214ZM225 184V183H224ZM241 184V183H240ZM256 184V183H255ZM2 185V184H1ZM10 185V184H9ZM218 185V184H217ZM220 185V184H219ZM232 185V184H231ZM235 185V184H234ZM246 185V184H245ZM178 186V185H177ZM201 186V185H200ZM225 186V185H224ZM239 186H241V185H239ZM249 186V185H248ZM247 186V187H248ZM251 186V185H250ZM188 187V186H187ZM202 187V186H201ZM237 187V186H236ZM262 187V186H261ZM264 187V186H263ZM42 188V187H41ZM183 188V187H182ZM205 188V187H204ZM181 189V188H180ZM206 189H207V186H206ZM217 189V188H216ZM222 189V188H221ZM223 189H225V187L223 188ZM228 189V188H227ZM231 189V188H230ZM239 189V188H238ZM243 189V188H242ZM247 189H249V187L247 188ZM87 190V189H86ZM198 190H200V189H198ZM237 190V189H236ZM241 190V189H240ZM262 190V189H261ZM260 190V191H261ZM29 191V190H28ZM73 191V190H72ZM84 191V190H83ZM224 191V190H223ZM223 191L221 192V193H223ZM246 191V190H245ZM249 191V190H248ZM199 192V191H198ZM207 192V191H206ZM240 192V191H239ZM71 193H73V192H71ZM241 193H242V191H241ZM250 193H252V192H250ZM249 193V194H250ZM261 193V192H260ZM70 194V193H69ZM196 194V193H195ZM209 194H211V193H209ZM227 194H228V196L229 195H232L233 193H231V192H229V191H227ZM247 194V193H246ZM262 194V193H261ZM72 195V194H71ZM89 195H91V194H89ZM217 195V194H216ZM236 195V194H235ZM244 195H245V193H244ZM74 196V195H73ZM196 196V195H195ZM222 196V195H221ZM240 196H242V194L240 195ZM251 196V195H250ZM258 196H260V195H257V198H258ZM206 197V196H205ZM214 197H216V196H214ZM213 197V198H214ZM237 197V196H236ZM263 197V196H262ZM38 198V197H37ZM66 198V197H65ZM84 198V197H83ZM198 198V197H197ZM200 198V197H199ZM219 198V197H218ZM67 199V198H66ZM82 199V198H81ZM89 199V198H88ZM207 199V198H206ZM239 199V198H238ZM249 199V198H248ZM74 200V199H73ZM165 200H166V198H165ZM187 200V199H186ZM219 200V199H218ZM222 200V199H221ZM230 200H231V197H230ZM236 200V199H235ZM255 201H256V199H254ZM260 200V199H259ZM196 201V200H195ZM232 201V200H231ZM234 201V200H233ZM254 201V202H255ZM258 201V200H257ZM83 202V201H82ZM194 202V201H193ZM202 202V201H201ZM217 202V201H216ZM230 202V201H229ZM235 202V201H234ZM238 202V201H237ZM239 202H240V200H239ZM28 203V202H27ZM115 203V202H114ZM192 203V202H191ZM197 203V202H196ZM233 203V202H232ZM231 203V204H232ZM263 203V202H262ZM262 203H260V204H262ZM65 204V203H64ZM86 204H88V202H87V200H86ZM187 204V203H186ZM226 204V203H225ZM241 204H242V202H241ZM80 205V204H79ZM89 205V204H88ZM93 205V204H92ZM96 205V204H95ZM102 205V204H101ZM136 205V204H135ZM134 205V206H135ZM194 205V204H193ZM205 205V204H204ZM213 205H214V203H213ZM223 205V204H222ZM254 205V204H253ZM99 206V205H98ZM226 206V205H225ZM227 206H228V203H227ZM236 206V205H235ZM84 207V206H83ZM100 207V206H99ZM112 207V206H111ZM184 207V206H183ZM198 207V206H197ZM196 207V208H197ZM203 207V206H202ZM209 207H210V204H209ZM208 207V208H209ZM231 207V206H230ZM229 207V208H230ZM234 207V206H233ZM242 207V206H241ZM245 207V206H244ZM257 207V206H256ZM113 208V207H112ZM180 208V207H179ZM218 208H220L219 206H218ZM223 208V207H222ZM234 208H236V207H234ZM262 208H264V207H261V209ZM76 209V208H75ZM177 209V208H176ZM184 208H182V210L180 209V211H177V212H174V213H172L171 215L169 214L168 216H169V218H170V220H172L173 218H175L177 221H179L180 220V218L184 215V212H185V210H183ZM188 209H194L192 206H188ZM205 209V208H204ZM214 209V208H213ZM232 209V208H231ZM246 210H247V208H245ZM111 210V209H110ZM113 210V209H112ZM115 210H117V209H115ZM173 210V209H172ZM190 210V211H191ZM199 210V209H198ZM203 210V209H202ZM211 210V209H210ZM227 210H230V209H227ZM227 210H225L226 212H227ZM251 210V209H250ZM254 210V209H253ZM71 211V210H70ZM69 211V212H70ZM75 211V210H74ZM195 211V210H194ZM193 211V212H194ZM205 211V210H204ZM219 211V210H218ZM230 212V211H229ZM239 212V211H238ZM256 212V211H255ZM107 213V212H106ZM114 213V212H113ZM146 213V212H145ZM171 213V212H170ZM188 213V212H187ZM219 213H221V212H219ZM224 213V211L221 213V215ZM242 213V212H241ZM245 213H246V211H245ZM251 213V212H250ZM191 214V213H190ZM228 214V213H227ZM231 214V213H230ZM236 214V213H235ZM93 215V214H92ZM109 215H111V214H109ZM218 215V214H217ZM216 215V216H217ZM220 215V216H221ZM229 215V214H228ZM232 215V214H231ZM242 215V214H241ZM257 215V214H256ZM89 216V215H88ZM118 216V215H117ZM140 216V215H139ZM167 216V215H166ZM167 216V217H168ZM205 216H207L208 217V215H205ZM211 216H214V215H212V213H211ZM223 216V215H222ZM225 216H226V214H225ZM250 216V215H249ZM251 216H253V215H251ZM125 217H126V215H125ZM144 217H148L146 214H145V216ZM193 217V216H192ZM232 217H233V215H232ZM239 217V216H238ZM263 217V216H262ZM85 219H86V217H84ZM91 218V217H90ZM98 218V217H97ZM186 218H188V217H186ZM195 218V217H194ZM209 218V217H208ZM224 218V217H223ZM229 218V217H228ZM227 218V219H228ZM248 218V217H247ZM246 218V219H247ZM125 219V218H124ZM142 219V218H141ZM189 219V218H188ZM191 219V218H190ZM202 219V218H201ZM212 219V218H211ZM226 219V220H227ZM246 219H244V220H246ZM84 220V219H83ZM93 220V219H92ZM95 220V219H94ZM109 220V219H108ZM119 220V219H118ZM128 220V219H127ZM186 220V219H185ZM192 220V219H191ZM190 220V221H191ZM194 220V219H193ZM221 220H223V219H221ZM230 220V219H229ZM239 220V219H238ZM254 220H256V219H254ZM260 220V219H259ZM122 221V220H121ZM195 221V220H194ZM193 221V222H194ZM198 221H199V219H198ZM208 221V220H207ZM214 221V220H213ZM243 221V220H242ZM247 221V220H246ZM90 222V221H89ZM88 222V223H89ZM118 222H120V220L118 221ZM145 222V221H144ZM147 222V221H146ZM170 222V221H169ZM183 221H181V223H182ZM206 222V221H205ZM251 222V221H250ZM73 223V222H72ZM86 223V222H85ZM85 223H83V225H85ZM92 223V222H91ZM108 223V222H107ZM106 223V225H108ZM113 223V222H112ZM116 223V222H115ZM125 223V222H124ZM129 223V222H128ZM195 223V222H194ZM193 223V224H194ZM204 223V222H203ZM237 223H239V222H237ZM245 223V222H244ZM253 222H251V224H252ZM255 223V222H254ZM119 224V223H118ZM147 224V223H146ZM169 224H171V223H169ZM192 224V225H193ZM206 224V223H205ZM236 224V223H235ZM256 224V223H255ZM257 224H258V221H257ZM263 224V223H262ZM71 225V224H70ZM69 225V226H70ZM87 225V224H86ZM103 225V224H102ZM140 225H142L141 223H140ZM151 225V224H150ZM154 225V224H153ZM189 225V224H188ZM214 225V224H213ZM218 225V224H217ZM228 225V224H227ZM231 225V224H230ZM244 225V224H243ZM246 225H248V224H245L244 226H246ZM258 225H260V223L258 224ZM98 226V225H97ZM225 226V225H224ZM83 227V226H82ZM87 227V226H86ZM113 227V226H112ZM138 227V226H137ZM149 227V226H148ZM147 227V228H148ZM181 227H183V226H181ZM199 227V226H198ZM197 227V228H198ZM202 227V226H201ZM247 227H249V226H247ZM252 227V226H251ZM263 227V226H262ZM42 228V227H41ZM52 228V227H51ZM66 228V227H65ZM89 228V227H88ZM100 228V227H99ZM136 228V227H135ZM134 228V229H135ZM140 228V227H139ZM138 228V229H139ZM155 228V227H154ZM157 228V227H156ZM163 228V227H162ZM235 228H237V227H235ZM49 229V228H48ZM74 229V228H73ZM114 229V228H113ZM180 229V228H179ZM188 229V228H187ZM193 230H195L194 228H192ZM199 229V228H198ZM225 229V228H224ZM249 229V228H248ZM251 229V228H250ZM256 229V228H255ZM254 229V230H255ZM41 230V229H40ZM83 230V229H82ZM82 230L79 228V226L78 225H76L75 226V229H74V231H76L77 233H79L80 234V236L81 237H83L84 236V233L82 232ZM87 230V229H86ZM92 230V229H91ZM99 230V229H98ZM130 230V229H129ZM133 230V229H132ZM151 230V229H150ZM191 230V229H190ZM193 230H191V231H193ZM202 230V229H201ZM203 230H206L205 228L203 229ZM218 230V229H217ZM226 230V229H225ZM247 230V229H246ZM253 230V229H252ZM262 230V229H261ZM22 231V230H21ZM39 231V230H38ZM71 231V230H70ZM99 231H101V230H99ZM103 231V230H102ZM106 231V230H105ZM104 231V232H105ZM117 231V230H116ZM135 231V230H134ZM155 231V230H154ZM153 231V232H154ZM163 231V230H162ZM187 231V230H186ZM190 231V232H191ZM196 231V230H195ZM198 231V230H197ZM224 231V230H223ZM239 231H241L240 229H239ZM258 231V230H257ZM257 231H256V233H257ZM62 232V231H61ZM88 232V231H87ZM87 232H85V235H86V233ZM93 232V231H92ZM92 232H91V234H92ZM111 232H112V230H111ZM113 232H114V230H113ZM112 232V233H113ZM129 232V231H128ZM173 232V231H172ZM194 232V231H193ZM192 232V233H193ZM229 232V231H228ZM237 232V231H236ZM56 233V232H55ZM67 233V232H66ZM90 233V232H89ZM88 233V234H89ZM133 233H136V232H133ZM177 233V232H176ZM179 233H180V235H181V231H179ZM184 233V232H183ZM259 233H260V231H259ZM262 233V232H261ZM40 234V233H39ZM59 234V233H58ZM72 234V233H71ZM78 234V235H79ZM99 234V232L97 233V235ZM110 234V233H109ZM126 234V233H125ZM138 234V233H137ZM163 234V233H162ZM166 234V233H165ZM169 234V233H168ZM216 234V233H215ZM225 234H227V232L225 233ZM258 234V233H257ZM257 234H255V235H257ZM51 235V234H50ZM70 235V234H69ZM75 235V234H74ZM102 235V234H101ZM119 235V234H118ZM117 235V236H118ZM122 235V234H121ZM124 235V234H123ZM132 236H133V234H131ZM135 235V234H134ZM144 235V234H143ZM143 235H141V236H143ZM149 235V234H148ZM167 235V234H166ZM196 235V234H195ZM194 235V236H195ZM235 235V234H234ZM241 235H242V233H241ZM240 235V236H241ZM253 235V234H252ZM255 235H253V237H255ZM49 236V235H48ZM56 236V235H55ZM91 236V235H90ZM128 236H130V235H128ZM137 236H139V235H137ZM160 236V235H159ZM175 236V235H174ZM187 236V235H186ZM189 236H190V234H189ZM202 236V235H201ZM213 236H214V234H213ZM260 236H261V234H260ZM14 237V236H13ZM40 237H42V236H40ZM72 237V236H71ZM75 237V236H74ZM79 237V236H78ZM102 237V236H101ZM104 237V236H103ZM125 237H126V235H125ZM135 237V236H134ZM172 237V236H171ZM219 237H221V236H219ZM233 237V236H232ZM235 237V236H234ZM238 237V236H237ZM244 237V236H243ZM257 237V236H256ZM50 238V237H49ZM52 238V237H51ZM57 238V237H56ZM63 238V237H62ZM89 238V237H88ZM93 238V237H92ZM122 238V237H121ZM170 238V237H169ZM174 238V237H173ZM176 238V237H175ZM187 239H188V237H186ZM191 238H192V235H191ZM227 238V237H226ZM248 238V237H247ZM260 238V237H259ZM258 238V239H259ZM262 238H263V235H262ZM3 239V238H2ZM29 239V238H28ZM54 239V238H53ZM58 239V238H57ZM65 239V238H64ZM83 239H85V238H83ZM114 239V238H113ZM124 239V238H123ZM128 239V238H127ZM148 239V238H147ZM184 239V238H183ZM195 239H196V237H195ZM207 239H208V244L209 245H206V246H203L202 248L200 247V244H199V247L201 248V253H200V255H201V257L203 258V261H202V263L201 264H231L228 260H227V258L225 257V258H223L221 255H220V253H218V252H214L212 255H210L209 253H208V251L205 249V247H209L210 246V244H212L213 243V237H212V235L211 234H209L208 236H207ZM236 239V238H235ZM239 239V238H238ZM241 239V238H240ZM245 239V238H244ZM251 239V238H250ZM257 239V240H258ZM38 240H40V239H38ZM67 240V239H66ZM89 240H90V238H89ZM109 240V239H108ZM117 240V239H116ZM118 240H119V238H118ZM125 240V239H124ZM138 240V239H137ZM171 240V239H170ZM182 240V239H181ZM201 240V239H200ZM261 239H259V241H260ZM263 240V239H262ZM261 240V241H262ZM17 241V240H16ZM41 241V240H40ZM49 241V240H48ZM60 241H62V240H60ZM92 241V240H91ZM98 241V240H97ZM112 241V240H111ZM120 241V240H119ZM157 241V240H156ZM183 241V240H182ZM188 241V240H187ZM186 241V242H187ZM195 241V240H194ZM219 241V240H218ZM238 241V240H237ZM245 241H246V239H245ZM261 241H260V243H261ZM15 242V241H14ZM20 242V241H19ZM33 242V241H32ZM44 242V241H43ZM68 242V241H67ZM71 242H72V240H71ZM73 242H75V241H73ZM83 242V241H82ZM94 242V241H93ZM96 242V241H95ZM105 242V241H104ZM104 242L102 241V244L104 245ZM107 242V241H106ZM110 242V241H109ZM113 242V241H112ZM121 242V241H120ZM161 242V241H160ZM26 243V242H25ZM25 243H23V244H25ZM28 243V242H27ZM52 243V242H51ZM57 243H59L58 241H57ZM70 243V242H69ZM108 243V242H107ZM106 243V244H107ZM119 243V242H118ZM117 243V244H118ZM122 243V242H121ZM144 243V242H143ZM184 243V242H183ZM204 243V242H203ZM206 243V242H205ZM204 243V244H205ZM250 243H251V241H250ZM258 243V242H257ZM13 244V243H12ZM31 244H33V243H31ZM30 244V245H31ZM42 244V243H41ZM54 244V243H53ZM98 244H99V242H98ZM155 244V243H154ZM263 244V243H262ZM6 245V244H5ZM46 245V244H45ZM55 245V244H54ZM53 245V246H54ZM60 245H61V243H60ZM63 245V244H62ZM65 245H66V243H65ZM71 245V244H70ZM73 245H74V243H73ZM76 245H78V244H76ZM75 245V246H76ZM82 245V244H81ZM89 245H95V243L94 244H89ZM112 245V244H111ZM140 245V244H139ZM235 245V244H234ZM237 245H239V244H237ZM236 245V246H237ZM241 245V247H242V252H243V257H245V258H249L250 257V255H248L247 253H248V251L246 252V250H245V247H243L242 246V244H240ZM252 245V244H251ZM264 245V244H263ZM17 246V245H16ZM40 246H42V245H40ZM39 246V247H40ZM44 246V245H43ZM58 246V245H57ZM57 246H54V247H57ZM88 246V245H87ZM100 246H101V244H100ZM108 246H109V244H108ZM107 246V247H108ZM181 246V245H180ZM236 246H231V248H232V250H236L237 248H236ZM248 246V245H247ZM257 246V245H256ZM6 247V246H5ZM13 247V246H12ZM18 247V246H17ZM27 247V246H26ZM33 247V246H32ZM83 247V246H82ZM89 247V246H88ZM95 247H97V245L95 246ZM94 247V248H95ZM99 247V246H98ZM97 247V248H98ZM103 247V246H102ZM105 247V246H104ZM115 247V246H114ZM133 248H134V250L136 249V248H138V246L136 247V246H132ZM183 247V246H182ZM220 247V246H219ZM223 247V246H222ZM238 247V246H237ZM240 247V248H241ZM8 248H10V247H8ZM21 248V247H20ZM31 248V247H30ZM43 248V247H42ZM49 248V247H48ZM47 248V249H48ZM52 248V247H51ZM58 248V247H57ZM76 248V247H75ZM93 248V247H92ZM93 248V249H94ZM113 248V247H112ZM120 248V247H119ZM122 248V247H121ZM142 248V247H141ZM192 248V247H191ZM197 248V247H196ZM13 249V248H12ZM18 249V248H17ZM45 249V248H44ZM54 249V248H53ZM59 249V248H58ZM63 249V248H62ZM61 249V250H62ZM65 249V248H64ZM64 249H63V251H64ZM67 249V248H66ZM77 249V248H76ZM87 249H89V248H87ZM101 249V248H100ZM105 249V248H104ZM103 249V250H104ZM159 249V248H158ZM168 249V248H167ZM215 249V248H214ZM252 249V248H251ZM254 249V248H253ZM261 249V248H260ZM2 250H3V248H2ZM1 250V251H2ZM11 250V249H10ZM21 250V249H20ZM28 250V249H27ZM51 250V249H50ZM55 250V249H54ZM57 250V249H56ZM55 250V251H56ZM60 250V249H59ZM58 250V251H59ZM68 250V249H67ZM71 250V249H70ZM79 250V249H78ZM82 250V249H81ZM84 250H85V248H84ZM120 250V249H119ZM125 250V249H124ZM132 250V249H131ZM194 250H195V248H194ZM47 251V250H46ZM57 251V253H60V252H58ZM90 251V250H89ZM87 252L88 254L91 252ZM112 251V250H111ZM116 251H117V249H116ZM116 251H115V249H114V253H116ZM135 251H137L138 252V250H135ZM143 251H145V250H143ZM148 251V250H147ZM216 251V250H215ZM254 251V250H253ZM4 252V251H3ZM32 252V251H31ZM68 252V251H67ZM93 252H95L94 250H93ZM130 252V251H129ZM241 252V253H242ZM1 253V252H0ZM20 253V252H19ZM30 253V252H29ZM29 253H27V254H24V258H21V259H18V260H14L15 262H13L12 260L14 259V257H9V261H5V262H0V264H30V262H33V264H37L36 263V261H35V258L37 257V255L35 256V255H33V254H29ZM33 253V252H32ZM46 253H48V251L46 252ZM52 252H50V254H51ZM53 253L54 254H57V253H55L54 251H53ZM52 253V254H53ZM61 253H63V252H61ZM73 252H71V254H72ZM83 253H86V252H83ZM92 253V252H91ZM97 253H98V251H97ZM101 253V252H100ZM113 253V252H112ZM113 253V254H114ZM132 253V252H131ZM145 253V252H144ZM149 253V252H148ZM156 253V252H155ZM155 253H154V255H155ZM180 252L178 251L177 252V254L178 255H180L179 254ZM181 253H183V252H181ZM186 253H188V252H185L183 255H186ZM197 253V252H196ZM254 253V252H253ZM258 253V252H257ZM256 253V254H257ZM21 254H22V251H21ZM20 254V255H21ZM40 254H41V252H40ZM39 254V255H40ZM67 254H69V253H67ZM79 254H80V252H79ZM120 253H118V255H119ZM134 254V253H133ZM141 254H143V253H141ZM140 254V255H141ZM199 254V253H198ZM264 254V253H263ZM262 254V255H263ZM20 255H18V256H20ZM64 255H65V253H64ZM70 255V254H69ZM87 255V254H86ZM90 255V254H89ZM92 255H94V254H92ZM127 255V254H126ZM138 255H139V253H138ZM255 255V254H254ZM1 256V255H0ZM17 256V255H16ZM15 256V257H16ZM17 256V257H18ZM53 256V255H52ZM57 256V255H56ZM61 256V255H60ZM85 256V255H84ZM83 256V257H84ZM99 256V255H98ZM103 256V255H102ZM112 256V255H111ZM116 256V255H115ZM123 256V255H122ZM130 256V255H129ZM163 256V255H162ZM167 256V255H166ZM258 256V255H257ZM22 257V256H21ZM50 257V256H49ZM64 256L62 255V258H63ZM68 257V256H67ZM76 257H78V256H76ZM80 257H82V256H80ZM87 257H89V256H87ZM107 257V256H106ZM126 257H128V255L126 256ZM134 257V256H133ZM146 257V256H145ZM151 257V256H150ZM232 257V256H231ZM6 258H8V256L6 257ZM38 258H40V257H38ZM37 258V259H38ZM53 258V257H52ZM57 258V257H56ZM56 258H54V259H56ZM66 258V257H65ZM72 257H70V259H71ZM93 258V257H92ZM102 258V257H101ZM110 258V257H109ZM113 258V257H112ZM129 258V257H128ZM130 258H131V256H130ZM136 258V257H135ZM147 258V257H146ZM157 258V257H156ZM170 258V257H169ZM230 258V257H229ZM263 258V257H262ZM5 259V258H4ZM45 259V258H44ZM67 259V258H66ZM73 259V258H72ZM74 259H75V257H74ZM73 259V260H74ZM78 259V258H77ZM82 259V258H81ZM81 259H80V261H81ZM87 259V258H86ZM97 259V258H96ZM115 259V258H114ZM138 259V258H137ZM142 259L144 260V262L142 261ZM241 259H243V258H241ZM250 259V258H249ZM264 259V258H263ZM0 260L2 261V259L0 258ZM8 260V259H7ZM41 260H43V258L41 259ZM40 260V261H41ZM57 260V259H56ZM59 260H60V257H59ZM88 260V259H87ZM104 260H105V258H104ZM113 260V259H112ZM112 260H111V262H112ZM140 260H141V262H142V264H145L146 263V261H145V259L143 258V256H141L140 257ZM158 260V259H157ZM161 260V259H160ZM159 260V261H160ZM39 261V260H38ZM45 261V260H44ZM75 261V260H74ZM73 261V262H74ZM77 261V260H76ZM99 261V260H98ZM97 261V262H98ZM117 261V260H116ZM162 261V260H161ZM243 261V260H242ZM48 261L46 260L45 261V263H47ZM68 262V261H67ZM88 262H89V260H88ZM87 262V263H88ZM94 262V261H93ZM105 262V261H104ZM110 262V261H109ZM124 262V261H123ZM153 262V261H152ZM151 262V263H152ZM167 262V261H166ZM42 262H40V264H41ZM64 263V262H63ZM70 263V262H69ZM76 263V262H75ZM74 263V264H75ZM82 263H84V262H82ZM86 263V261H85V264H87ZM117 263V262H116ZM121 263V262H120ZM134 263V262H133ZM192 263V262H191ZM233 263V262H232ZM237 263V262H236ZM39 264V263H38ZM66 264V263H65ZM90 264V263H89ZM107 264H108V262H107ZM112 264H115V263H112ZM117 264H119V263H117ZM126 264V263H125ZM129 264V263H128ZM137 264V263H136ZM169 264H190V263H187V262H183V261H179V262H176V263H169ZM195 264V263H194ZM198 264H200V263H198ZM233 264H235V263H233ZM243 264H259L258 262H253L252 260L251 261H248V262H246V263H243Z\"/></svg>", "mask_w": 264, "mask_h": 264}]
</instances>
